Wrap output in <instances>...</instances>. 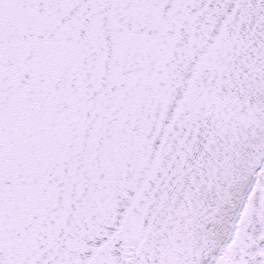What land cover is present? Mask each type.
Masks as SVG:
<instances>
[{"label":"snow or ice","instance_id":"1","mask_svg":"<svg viewBox=\"0 0 264 264\" xmlns=\"http://www.w3.org/2000/svg\"><path fill=\"white\" fill-rule=\"evenodd\" d=\"M0 264H264V0H0Z\"/></svg>","mask_w":264,"mask_h":264}]
</instances>
